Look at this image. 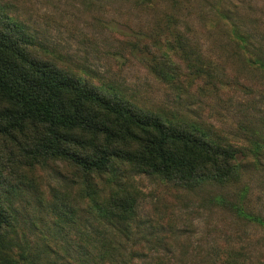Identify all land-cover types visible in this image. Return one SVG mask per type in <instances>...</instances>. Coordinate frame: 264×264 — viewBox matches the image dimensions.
I'll return each instance as SVG.
<instances>
[{
    "label": "rangeland",
    "instance_id": "rangeland-1",
    "mask_svg": "<svg viewBox=\"0 0 264 264\" xmlns=\"http://www.w3.org/2000/svg\"><path fill=\"white\" fill-rule=\"evenodd\" d=\"M0 6L42 56L106 93L232 143L239 161L237 177L223 183L126 178L138 201L128 220H109L86 205L56 219L45 190L47 179L61 176L48 168L38 188L19 183L3 193L17 222L15 258L23 252L22 264L38 257L41 264H264V0ZM175 33L199 63H185L170 47ZM147 44H160L171 63H156Z\"/></svg>",
    "mask_w": 264,
    "mask_h": 264
},
{
    "label": "trees",
    "instance_id": "trees-1",
    "mask_svg": "<svg viewBox=\"0 0 264 264\" xmlns=\"http://www.w3.org/2000/svg\"><path fill=\"white\" fill-rule=\"evenodd\" d=\"M171 36L185 63H199L180 33ZM160 44H147L152 58L157 53L156 63H171ZM238 166L232 143L106 93L39 54L33 37L0 6V264L26 258L10 251L17 222L3 193L19 183L38 188L48 168L61 176L47 179L45 190L56 219L86 205L109 220H128L138 201L126 178L192 187L233 180Z\"/></svg>",
    "mask_w": 264,
    "mask_h": 264
}]
</instances>
